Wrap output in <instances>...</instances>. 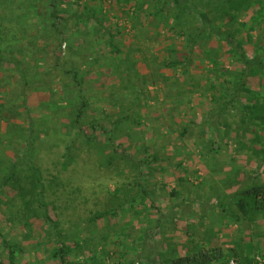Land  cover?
<instances>
[{
    "label": "rangeland",
    "instance_id": "obj_1",
    "mask_svg": "<svg viewBox=\"0 0 264 264\" xmlns=\"http://www.w3.org/2000/svg\"><path fill=\"white\" fill-rule=\"evenodd\" d=\"M28 1L32 2L0 0L1 16L6 12L10 17L12 11L24 12L19 19L14 18L15 24L25 20L21 21L19 31V36L23 32L24 39L15 44L17 48H24L28 57L22 58L21 65L29 68L34 79L27 91L28 112L20 105L17 95V73L8 70L13 66H0V75L5 73L0 78V182L9 165L16 163V180L0 188V233L20 248L11 263L0 239V264H60L52 252L62 242L71 247L74 243L80 244L68 256L69 261H81L96 253L102 264H165L180 248L199 247L203 242L201 230L172 235L174 191L199 196L204 200L202 204L214 212L221 214L222 205L229 210L228 197L236 190L264 180L261 149L264 148V125L259 123L260 118L255 116L254 123L246 121L242 128L244 131L255 129L248 131L250 139L255 134L262 136L253 140V148L257 150L254 155L249 149L251 143L249 147L247 142L239 146L236 141L237 124H241L244 111L229 105L218 114L220 94L218 101L211 100L214 91L208 89L209 83L204 79L205 68L212 67V63L205 61L204 67L201 65L203 69L195 72L204 88L194 90L188 88L189 79L175 67H166L174 55L171 48H180L181 43L175 35L176 16L164 19L162 12L156 16L160 0H136L142 2V9L135 25L130 17L133 13L127 15L129 3L125 0H78L77 4L64 1L61 13L66 20L60 25L64 40L59 49L56 43L60 39L46 26L47 0H39L35 9ZM98 3L101 9H97ZM79 12L94 14V17L82 19L76 15ZM5 18L9 21L7 14ZM240 22L242 29L238 37L247 53L252 54L264 39V18L259 22L258 18L251 19L243 13ZM32 36L38 37L35 44ZM109 36L121 52L112 53L107 59ZM42 46L49 52L57 50L61 60L60 68L44 79L41 76L48 58L40 54ZM212 48L226 49L217 44ZM27 50L33 51L37 59L32 54L29 56ZM72 63L79 68V75L83 73L80 87L90 103L80 118L82 132L78 125L72 124L73 116L60 108L68 96L76 94L75 88L72 93L70 88L65 89H68L66 93L60 91L56 80L64 74L63 68ZM167 77L177 81L165 85L170 83L165 80ZM217 80L218 87H228L227 82ZM262 80L253 86L262 85ZM164 85L169 87L167 91L172 92V98H165ZM245 94L242 100H246ZM120 95L127 97V111L121 109ZM245 106L246 103L241 105ZM121 113L129 115L121 118ZM219 120L235 123L223 134ZM188 122L191 124L181 137V130ZM212 133L216 134L219 144L214 153L210 149ZM28 139H33V145L27 147ZM145 158L155 161L150 166L144 162L138 168L137 163ZM29 162L41 169L44 207L50 219L47 223L41 217L29 216L26 226L21 221L22 212L32 214V211L22 209V204L23 199L31 198V193H25L24 198L18 191L22 185L31 188ZM180 176L185 182L178 187ZM40 189L36 186L34 192ZM11 199L15 204L8 210L9 203H5ZM39 203L33 200L32 207L41 211ZM228 213L225 220L229 224L235 217ZM235 221V226L242 227L240 219ZM258 222H242L253 232L241 231H246L250 234L247 237L261 246L254 248L252 244V252L260 250L261 254L264 221ZM226 234L225 238H233L230 231Z\"/></svg>",
    "mask_w": 264,
    "mask_h": 264
},
{
    "label": "trees",
    "instance_id": "obj_2",
    "mask_svg": "<svg viewBox=\"0 0 264 264\" xmlns=\"http://www.w3.org/2000/svg\"><path fill=\"white\" fill-rule=\"evenodd\" d=\"M23 3L26 4V0H22ZM64 1H70L71 3L76 2L78 0H47L48 2V16L49 20L46 21V26L49 31L55 34L60 40L56 43V49L60 48L61 41L64 40L62 36L63 30L60 28L63 22L66 20V17L62 16L61 10H64ZM106 1V0H98ZM129 3L127 8V15L132 19V24L135 25L140 17V10L142 9V2H136V0H125ZM160 0V6L158 7V11L156 12V16H159V13H163V18L166 19L167 16L174 18L176 16V33L175 35L179 38V43H181L180 48L172 47L171 52L174 53L171 59L166 63V67L173 68L180 72V75L185 77V79H189L188 88L194 90L195 88L204 87L201 86L200 81H197V76L195 72L198 71V68L203 69V63L205 61L212 63V67L205 68V79L204 82H208V89L213 90L211 100H217V95L220 94L221 101L220 106L217 109L218 114L224 111L229 105H233L236 110L244 111L241 124H237L239 129V134L236 138L239 146L241 144H245L249 147V143L251 147L252 153L257 155V150L253 148L254 142L253 140H257L262 136L255 134L253 138H248V131L255 130L253 127L248 129L247 131L242 130L243 126L249 122L252 123L254 117L260 118V124L264 125V80H262V85L253 86L254 83H257L260 79H264V39H261L258 44L259 48L256 49V52L250 54L247 53L246 48L241 42L238 34L241 33L242 23L240 22V16L245 13L251 19H259V22L263 21L264 18V0ZM203 1V3H201ZM29 2V1H28ZM27 2V3H28ZM39 0H32L29 2L31 7L36 8ZM97 9H101V3L97 4ZM132 8L135 10L133 11ZM21 10L20 8L17 11ZM251 12V14L249 13ZM24 12L16 14V12L12 11V16L10 17L9 12H6L4 16L0 15V66L8 64L12 65V69H8L11 72H16L18 79L16 82L19 87L16 89L17 95L20 98V105L27 109L30 112V108L28 106V89L32 88V81L34 79L31 77V73L29 68L22 66V58L27 55L24 54V48L18 47L15 44L18 40L22 41L24 39L23 32L20 33V23L21 21H25L24 19L20 20V23L14 22V18L21 17ZM6 14L9 17V21L6 20ZM80 18H92L94 14L82 13L78 14ZM168 26L167 22L165 23ZM23 27V26H21ZM168 31H171L170 28H167ZM248 31H245V33ZM264 32V30H263ZM39 36V35H38ZM264 37V34L262 35ZM33 37V36H32ZM35 38V39H34ZM40 38V36H39ZM38 37L32 38V43L35 44V40ZM216 41V42H215ZM45 45V43H43ZM107 44L110 47L109 52L105 54L107 59L111 54H119L121 50L119 46L113 41V39L109 36L107 39ZM219 48L225 47L226 49L214 50L212 47L216 45ZM33 48V46H30ZM43 51L40 53L43 55V58H48V62L45 66V72L42 74L41 78H47L51 76L57 68H60V56L56 53L57 50H53L49 52L46 49V46H42ZM28 55L30 56L33 51L27 50ZM35 60L38 56H33ZM180 55V56H179ZM28 57V56H27ZM53 63H52V62ZM45 62V61H44ZM64 63V61H63ZM203 67H202V66ZM181 67V68H180ZM229 67V68H228ZM64 69V74L59 75L56 80L58 82V89L66 93V88H70V93H72L75 88L76 94L68 96L66 102L63 105H60L61 110H65L68 114L72 115V124L78 125L79 132H82L80 118L84 113V109L90 106L88 102V98L86 94H84V90L80 87L83 80L82 74L79 75V68L77 69L76 65L72 63L68 65L67 68ZM5 75L4 72L1 73L0 78ZM79 76V78H77ZM212 76H214L215 80H212ZM70 77V79H69ZM225 81L228 83V87H218L217 79ZM230 78V79H229ZM165 80H170V83L165 85H172L177 80L174 78L167 77ZM75 82V83H74ZM230 84V85H229ZM165 98H172V92L167 91L169 87L165 88ZM254 87V88H253ZM162 88V87H161ZM57 89V90H58ZM227 91V93H226ZM246 93L244 98L246 100H242V94ZM255 92V94H252ZM178 93V92H176ZM122 100L120 106H122V111H127L129 106L127 104V97L124 98V95L119 96ZM112 100L109 99V103ZM126 103V104H125ZM246 103V108H242L241 105ZM119 106V107H120ZM113 108V107H112ZM177 109V108H176ZM175 109V111H177ZM246 109V110H245ZM129 115L128 113H121L120 117H125ZM139 120V119H138ZM247 121V122H246ZM209 122V121H208ZM207 122V123H208ZM231 123L235 122H227L223 120H219L218 124L221 125L223 129V134L226 133L227 128H231ZM244 123V124H243ZM254 123V122H253ZM100 122H98V125ZM184 125V129L181 130L180 136H184L188 126L191 122L186 123ZM210 124V123H209ZM259 124V125H260ZM94 126V124H92ZM210 126V125H209ZM95 127V126H94ZM217 127V126H216ZM257 127V126H256ZM264 128V126H263ZM211 129V127H210ZM105 131H108L104 129ZM205 132V131H204ZM229 133V132H228ZM213 134V133H212ZM215 135L213 134V138L211 139L210 149L214 153L218 151L219 144L215 139ZM204 137V136H203ZM109 139V136H108ZM27 147L33 145V139L27 140ZM258 147V146H257ZM261 147V146H260ZM243 148V147H241ZM263 156H264V148H261ZM30 154V149H27ZM28 152L24 153L27 155ZM116 153V149H115ZM153 157H156L155 155ZM264 158V157H263ZM154 162V158L149 159L145 158L144 161H139L137 163V167L145 164V166H150V164ZM67 163V162H65ZM15 165L16 163H12L9 165L7 169V173L4 174L3 178L0 182V188L3 185L10 184V181L14 182L15 179ZM28 167L32 170V179L30 180L31 188H27L22 185L19 194L24 197L25 193H31V198L23 199L22 209L27 211H32V214L28 212H22L21 221L24 222L26 226L29 224V216L32 217H41L47 222L50 218L45 209V204L43 198L45 196L44 183L43 178L41 176V169L39 166L34 165L32 162H29ZM142 175L141 172L138 174ZM182 181H185V178H180ZM41 187L38 192H34L35 187ZM37 195V198H36ZM235 198V207L238 212V217L246 221L247 223H257L260 219L264 221V180L258 182H251L250 184H246L240 189L234 192ZM25 198V197H24ZM37 199L40 203L38 206L41 211H38L36 208L32 207L33 200ZM2 201H0L1 203ZM8 210L13 207L14 200H8ZM215 205V204H214ZM218 205V204H217ZM216 205V206H217ZM103 214H99L98 216H102ZM237 217V216H236ZM238 219V218H237ZM171 222V220H170ZM173 222V220H172ZM48 223V222H47ZM263 223V222H262ZM56 229V228H54ZM63 236V235H62ZM1 243L3 247L7 251L8 259L11 263L16 258V254L20 250L17 246V243H14L10 240H6L5 236L0 233ZM80 248L79 243H74L73 247L66 245L65 243H61L58 248H54L52 252V256L54 258H58L60 264H102V262L95 256L96 253L90 254L84 260H68V256L72 251H75ZM260 253V250L255 251L253 254H250L247 251V248L241 244V242H237L235 247L224 248L222 246H193L188 248L184 254L173 253L171 259L168 260L165 264H264V251ZM97 255V254H96ZM257 255V257H256ZM105 259V254L103 255ZM139 264V262H137Z\"/></svg>",
    "mask_w": 264,
    "mask_h": 264
},
{
    "label": "crops",
    "instance_id": "obj_3",
    "mask_svg": "<svg viewBox=\"0 0 264 264\" xmlns=\"http://www.w3.org/2000/svg\"><path fill=\"white\" fill-rule=\"evenodd\" d=\"M255 176L257 175L255 174ZM180 178L182 177L180 176L178 178V187H180L181 184L185 182L182 181ZM173 195V202H171V208L173 209V218L171 219L174 221L172 222L174 226V232L172 233V235L177 233L181 234L191 229L195 231V229H197V232L200 230L203 232L201 234L203 240L202 244L200 245L201 247L219 245L224 248H229L235 247L237 242L240 241L241 244L245 247V249L247 248V251L250 254H253L251 250L252 244V247L254 248H256L258 245L256 246L255 240L252 241L249 237H247L250 234L247 235L246 231L250 233H252L253 231L251 229H248L249 227H246L242 223L245 221L238 217L239 215L234 204V200L236 198L234 194L232 197H228L229 205L231 206V208L227 206L226 208L230 209L225 210V207L222 205L221 214L220 212H214L210 207H207L205 203L202 204L204 200L200 199L199 196L191 195V193H182L181 190H179L178 192L177 190H175ZM211 204L214 205L213 203ZM209 208L210 210L208 211ZM229 211L234 214L236 220L237 218L240 219L242 227L238 228L237 226H235V219L234 221H230V223L228 224V221L225 220V217L227 216L226 213H228ZM169 215L170 214H166L165 216L169 217ZM241 230L246 231L242 233ZM229 231L233 235V238H225V236L227 235L226 233H229ZM187 234H190V232H188ZM258 247L260 248L261 246ZM183 251L185 253L187 250L180 248V251H178L177 254H184L182 253Z\"/></svg>",
    "mask_w": 264,
    "mask_h": 264
},
{
    "label": "built area",
    "instance_id": "obj_4",
    "mask_svg": "<svg viewBox=\"0 0 264 264\" xmlns=\"http://www.w3.org/2000/svg\"><path fill=\"white\" fill-rule=\"evenodd\" d=\"M262 260H264V258Z\"/></svg>",
    "mask_w": 264,
    "mask_h": 264
}]
</instances>
